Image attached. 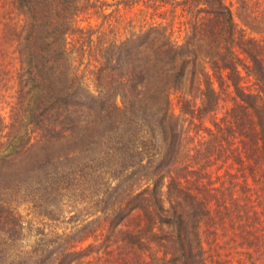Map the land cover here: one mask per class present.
I'll return each instance as SVG.
<instances>
[{
    "label": "trees",
    "instance_id": "trees-1",
    "mask_svg": "<svg viewBox=\"0 0 264 264\" xmlns=\"http://www.w3.org/2000/svg\"><path fill=\"white\" fill-rule=\"evenodd\" d=\"M172 1L189 16L185 41L153 23L100 46L93 88L67 77L63 51L51 50L48 74L37 55L32 126L52 145H79L81 176L93 182L87 214L99 215L23 264H264V42L236 28L224 0ZM259 1L240 0L247 9ZM59 60L64 70L52 77ZM184 83L201 107L180 96L177 114L171 95ZM227 93L231 107L217 119ZM210 112L211 125L194 122ZM108 169L115 183L101 190ZM89 237L111 244L100 253L83 247Z\"/></svg>",
    "mask_w": 264,
    "mask_h": 264
},
{
    "label": "rangeland",
    "instance_id": "rangeland-1",
    "mask_svg": "<svg viewBox=\"0 0 264 264\" xmlns=\"http://www.w3.org/2000/svg\"><path fill=\"white\" fill-rule=\"evenodd\" d=\"M224 2L236 28L245 37L264 42V0L248 9L240 0ZM188 21L182 6L172 0L157 4L142 0H0V264H23L37 247L47 244L50 249V240L61 233H75L82 223L99 215L87 214L92 209L87 202L94 201L93 182L81 176L84 159L77 153L79 145L66 139L52 145L44 131L32 126L31 113L40 93L34 80L37 55L48 74L51 50L63 51L67 77L74 78V84L89 82L93 88L100 46L124 40L153 23L167 28L173 41L183 43L189 35ZM194 47L201 60H206L203 42ZM51 65L52 77L64 70L60 60ZM187 89L184 83L171 95V107L177 114L180 96L201 107L193 93L185 94ZM230 95H221L214 111L217 119L231 107ZM213 113L194 122L204 120L211 125ZM72 151L73 159L64 161L63 154ZM53 157H58V162L54 159V164L48 165ZM38 165L46 167L45 175H35ZM71 170L74 174L70 176ZM106 171L101 175L105 183L101 190L115 183L109 169ZM100 191L97 196L105 197ZM79 194L85 195V202ZM88 243L101 253L111 241L89 237L83 247Z\"/></svg>",
    "mask_w": 264,
    "mask_h": 264
}]
</instances>
